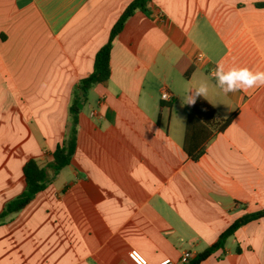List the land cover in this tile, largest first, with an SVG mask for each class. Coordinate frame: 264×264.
Segmentation results:
<instances>
[{"label":"crops","instance_id":"0c3cea01","mask_svg":"<svg viewBox=\"0 0 264 264\" xmlns=\"http://www.w3.org/2000/svg\"><path fill=\"white\" fill-rule=\"evenodd\" d=\"M132 0H0V212L72 131L78 83ZM201 61H195L197 54ZM264 71V0H150L80 99L70 163L0 225V264H131L195 257L264 210V87L204 101L231 123L198 161L182 149L180 96L218 63ZM168 92L169 101L161 100ZM200 264H264V217Z\"/></svg>","mask_w":264,"mask_h":264},{"label":"trees","instance_id":"16d2710c","mask_svg":"<svg viewBox=\"0 0 264 264\" xmlns=\"http://www.w3.org/2000/svg\"><path fill=\"white\" fill-rule=\"evenodd\" d=\"M149 3L150 0H132L113 24L107 42L95 54L92 72L88 77L82 79L74 90V99L69 108V113L72 117V131L62 144L55 148L50 164L41 168L34 159H30L23 165V190L2 208L0 212V225L5 224L9 217L28 205L39 192L43 191L55 179L59 171L70 163L75 151V119L78 114L77 106L80 99L85 98L92 86L108 80L110 75V51L114 39L121 32L125 22L136 11L147 14ZM187 109L188 113L185 121L182 149L191 161L196 162L205 153L207 143L216 134L222 133L228 127L233 116L231 115L225 119L219 118L202 97L197 99L195 105H187ZM262 217H264V210L246 214L234 221L218 236L215 242L193 257L188 264L202 263L217 250L223 249L226 240L237 229L248 222Z\"/></svg>","mask_w":264,"mask_h":264},{"label":"clouds","instance_id":"9594fccd","mask_svg":"<svg viewBox=\"0 0 264 264\" xmlns=\"http://www.w3.org/2000/svg\"><path fill=\"white\" fill-rule=\"evenodd\" d=\"M211 77L215 79V85L210 84L208 76H202L195 87L186 84L183 94L179 97L181 106L195 105L197 99L201 97L207 99L212 87L218 88L225 95L240 90L247 92L251 89L264 87V71L240 66L226 69L222 62L217 64ZM164 98L167 99V97Z\"/></svg>","mask_w":264,"mask_h":264},{"label":"built area","instance_id":"2783aa9c","mask_svg":"<svg viewBox=\"0 0 264 264\" xmlns=\"http://www.w3.org/2000/svg\"><path fill=\"white\" fill-rule=\"evenodd\" d=\"M203 59L202 54H197L195 56V61H201ZM164 97H167L165 99ZM161 100L163 101H169L170 100V95L168 92H163L161 94ZM127 258L131 264H148V262L145 260V258L137 251L134 249H131L127 252ZM193 258L192 253L189 251H184L177 262H174L170 259H165L162 260L156 264H188L190 260Z\"/></svg>","mask_w":264,"mask_h":264},{"label":"water","instance_id":"95a60500","mask_svg":"<svg viewBox=\"0 0 264 264\" xmlns=\"http://www.w3.org/2000/svg\"><path fill=\"white\" fill-rule=\"evenodd\" d=\"M78 107H79V109L81 108V106H80V105H79Z\"/></svg>","mask_w":264,"mask_h":264}]
</instances>
